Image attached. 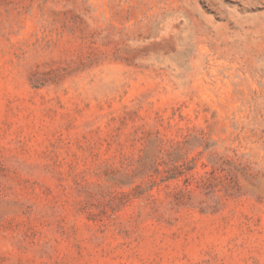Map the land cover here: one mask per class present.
<instances>
[{
	"label": "rangeland",
	"instance_id": "1",
	"mask_svg": "<svg viewBox=\"0 0 264 264\" xmlns=\"http://www.w3.org/2000/svg\"><path fill=\"white\" fill-rule=\"evenodd\" d=\"M0 264H264V0H0Z\"/></svg>",
	"mask_w": 264,
	"mask_h": 264
}]
</instances>
